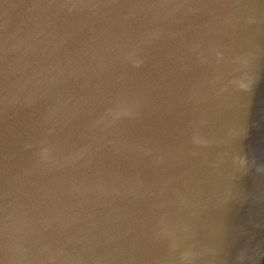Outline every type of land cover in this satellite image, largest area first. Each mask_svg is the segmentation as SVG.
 Here are the masks:
<instances>
[{
	"label": "water",
	"instance_id": "95a60500",
	"mask_svg": "<svg viewBox=\"0 0 264 264\" xmlns=\"http://www.w3.org/2000/svg\"><path fill=\"white\" fill-rule=\"evenodd\" d=\"M0 264H264V0H0Z\"/></svg>",
	"mask_w": 264,
	"mask_h": 264
}]
</instances>
